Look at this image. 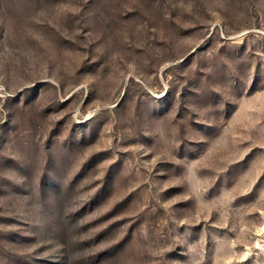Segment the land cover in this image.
I'll return each mask as SVG.
<instances>
[{
	"label": "rangeland",
	"instance_id": "obj_1",
	"mask_svg": "<svg viewBox=\"0 0 264 264\" xmlns=\"http://www.w3.org/2000/svg\"><path fill=\"white\" fill-rule=\"evenodd\" d=\"M0 264H264V0H0Z\"/></svg>",
	"mask_w": 264,
	"mask_h": 264
}]
</instances>
